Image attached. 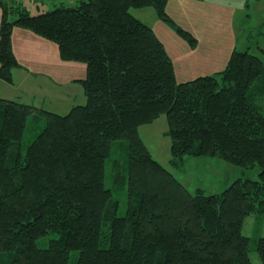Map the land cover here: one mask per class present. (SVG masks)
Returning <instances> with one entry per match:
<instances>
[{
  "label": "trees",
  "instance_id": "16d2710c",
  "mask_svg": "<svg viewBox=\"0 0 264 264\" xmlns=\"http://www.w3.org/2000/svg\"><path fill=\"white\" fill-rule=\"evenodd\" d=\"M58 2L31 14L1 0L2 80L13 83L21 66L15 26L55 42L63 60L86 64L87 75L77 79L85 103L66 114L0 97V264H253L244 223L264 214V60L235 50L224 70L179 82L164 43L132 12L153 8L174 24L167 0ZM35 113L46 124L24 151ZM162 115L172 162L219 158L258 166V178H236L221 192L190 190L140 134ZM117 139L128 141L124 215L105 182ZM257 250L264 264V237Z\"/></svg>",
  "mask_w": 264,
  "mask_h": 264
},
{
  "label": "rangeland",
  "instance_id": "374dc122",
  "mask_svg": "<svg viewBox=\"0 0 264 264\" xmlns=\"http://www.w3.org/2000/svg\"><path fill=\"white\" fill-rule=\"evenodd\" d=\"M15 1L23 4L21 0H8L11 3ZM79 1L81 0H64L65 4L70 5ZM56 3L59 2L56 0H29L26 7L31 14H38L58 6ZM37 4L40 5L39 8L36 6ZM166 11L173 19L174 24L159 17L153 8L132 9V12L149 24L164 42L165 48L173 60L179 80L198 74L208 75L222 71L235 50L248 49L252 54L258 55L264 60V0H167ZM2 16L3 7L0 2V29ZM8 18L14 19L15 14L9 11ZM178 27L190 32L194 40L191 41V36L183 34ZM21 29L26 30L23 27ZM42 39L44 42L36 41L30 36L28 40H25L23 32L17 33L14 30L13 49L25 69L19 70L22 71L21 73L16 72L14 84L0 80V96L7 98L20 96L26 100H32V96L36 95L35 102L43 103L38 96L50 87L45 86L43 89L38 83H43L45 77L51 75L59 84H65L63 87L72 86L73 91L78 89L73 86L74 83L82 87L78 81L72 82V79L82 76L85 68L79 65L85 63L75 61L73 64H63L65 72L52 58L45 63L46 55L53 57L55 51H58V47L55 42L43 37ZM26 73L33 75L31 84L25 83ZM68 82H71L72 85L66 84ZM57 89L59 88L55 87V91H52L53 96L58 94ZM53 108L61 111L62 114H66L68 110L63 105ZM45 124L46 119L42 115L35 113L29 116L23 139L24 151L43 130ZM168 128L167 117L162 115L153 123L142 126L140 134L153 156L172 171L190 190L201 187L208 193L221 192L236 178H258V166L245 168L228 165L218 162L222 161L219 158L212 157L217 161L213 160L215 163L210 164L206 174L200 173L202 171L197 170L198 166H194L193 156L188 157L184 163L172 162V141L171 137L166 134ZM201 167L206 169L205 166ZM127 175L128 141L117 139L113 141L111 154L107 158L105 182L106 186L113 190L115 199L120 202L119 215L126 214L128 210ZM244 233L251 238L250 256L253 264H262L257 246L259 239L264 237V214L249 216L244 223ZM53 235L51 233L40 238L39 246L48 247L49 239Z\"/></svg>",
  "mask_w": 264,
  "mask_h": 264
},
{
  "label": "crops",
  "instance_id": "0c3cea01",
  "mask_svg": "<svg viewBox=\"0 0 264 264\" xmlns=\"http://www.w3.org/2000/svg\"><path fill=\"white\" fill-rule=\"evenodd\" d=\"M1 2V1H0ZM56 2H58L57 0H56ZM2 5V4H1ZM25 6H26V4H24ZM38 8L40 7V5L39 4H37L36 5ZM14 30H16V32L17 33H20V32H23L24 33V35H25V40H28V38L31 36V37H33L34 38V40H36V41H40V42H42L44 39H42V37H39V35L38 34H36L35 32L34 33H32L33 31H31V30H29V29H26V30H23V29H21V27H18V26H15L14 27V29H13V33H14ZM12 37H13V34H12ZM159 37V36H158ZM160 38V37H159ZM161 39V38H160ZM161 41H162V39H161ZM44 42V41H43ZM163 42V41H162ZM26 43V42H25ZM164 43V42H163ZM165 46V45H164ZM57 47H58V45H57ZM56 50V49H55ZM14 52H15V50H14ZM56 53H55V55L53 56V57H50L49 55H46V59H45V63H47V62H49V60L52 58L54 61H55V63L61 68V70L63 71V72H65V66H63V64H68V63H71V64H73L75 61H67V60H63L62 58H61V56H60V51H59V48H58V51H55ZM59 52V53H58ZM168 52V51H167ZM15 54H16V52H15ZM168 54H169V52H168ZM170 55V54H169ZM16 56H17V54H16ZM60 56V57H59ZM171 57V56H170ZM17 59H18V57H17ZM172 59V58H171ZM18 61H19V59H18ZM19 63H20V67L19 68H15L14 70H13V75H14V82L13 83H11V84H14L15 83V76H16V72H18L19 70H21V69H23L25 66H23V64L19 61ZM62 66V67H61ZM76 66H77V64H76ZM79 66H81V67H83V68H85V70H83V74H82V76L81 77H77L76 76V78H74V79H72V82H77L78 80L77 79H82V78H85L86 77V75H87V66L84 64V65H79ZM25 69V68H24ZM22 71H19L18 73H21ZM24 72V71H23ZM175 73H176V71H175ZM27 75H26V81H25V83H28V84H31L32 83V77H33V75H30V74H28V73H26ZM208 75H210V74H208ZM200 76H204L203 74H198L197 76H193V77H191V78H180V80L178 79V77H177V74H176V78L178 79V81L179 82H185V81H188V80H193V79H195L196 77H200ZM46 79V80H45ZM45 79H44V84L43 83H38V85L41 87V88H43L44 89V87L45 86H48V87H50L49 89H47V90H44V91H42L43 93H41V94H39V99L40 100H42V102L43 103H39V104H37V102H35L36 100H35V98L34 97H37L36 95L34 96H32V100L30 99H28V100H26V99H24V98H22V97H20V96H17L18 98H10V97H3V96H0V97H2V98H7V99H16V100H20V101H22V102H24V103H27V104H32V105H35V106H37V107H40V108H45V109H47V110H50V111H53V112H56V113H59V114H62L61 113V111H59V110H55L53 107H56V106H62L63 105V107H65V108H67L65 111H66V113L68 112V111H70V109L73 107V106H75V105H78V104H83V103H85V101H86V96H85V92H84V88H83V85L81 84V86L82 87H80L78 84H76V83H74L73 84V86H75L76 88H78V89H75L74 91H77V92H74L73 91V89H72V86H64L63 87V85H65V84H59L58 82H57V80L51 75V76H48V77H45ZM0 80L1 81H3V82H6V81H4V80H2L1 78H0ZM8 83V82H7ZM71 84V82H68V83H66V84ZM72 85V84H71ZM55 87H57V88H59V89H57L56 90V92L60 95H56V96H53V90L55 91ZM54 97H57V98H54ZM65 113V112H64ZM211 158L212 157H194V159L195 160H193L194 161V166H198V169L197 170H199V171H202V172H200V173H205L206 174V172L209 170V168H210V164H212V163H215L213 160H215V161H217L216 159H213L212 158V160H211ZM200 160V161H199ZM218 162H224V161H218ZM225 163V162H224ZM222 164V163H221ZM201 166H205L206 167V169L204 170V168L203 167H201ZM196 188H199V187H196ZM196 188H194V190L196 189ZM204 189V188H203Z\"/></svg>",
  "mask_w": 264,
  "mask_h": 264
},
{
  "label": "built area",
  "instance_id": "2783aa9c",
  "mask_svg": "<svg viewBox=\"0 0 264 264\" xmlns=\"http://www.w3.org/2000/svg\"><path fill=\"white\" fill-rule=\"evenodd\" d=\"M21 1L26 2V1H29V0H21ZM30 1H36V0H30Z\"/></svg>",
  "mask_w": 264,
  "mask_h": 264
},
{
  "label": "bare ground",
  "instance_id": "6f19581e",
  "mask_svg": "<svg viewBox=\"0 0 264 264\" xmlns=\"http://www.w3.org/2000/svg\"><path fill=\"white\" fill-rule=\"evenodd\" d=\"M28 2H29V1H27V2H23V4H26V3H28ZM224 69H225V68H224ZM224 69H223V70H224Z\"/></svg>",
  "mask_w": 264,
  "mask_h": 264
}]
</instances>
